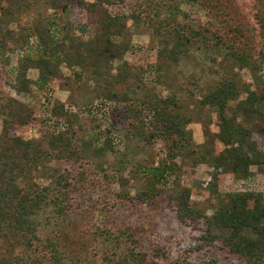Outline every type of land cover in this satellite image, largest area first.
Segmentation results:
<instances>
[{"label":"rangeland","instance_id":"rangeland-1","mask_svg":"<svg viewBox=\"0 0 264 264\" xmlns=\"http://www.w3.org/2000/svg\"><path fill=\"white\" fill-rule=\"evenodd\" d=\"M70 1L63 12L53 8L52 0H43L0 24L4 31H15L45 22L55 39H91L97 15L88 14L84 5H70ZM234 1L248 23L258 29L256 6L264 0ZM172 5L180 22L200 25L210 18L197 3L174 0ZM159 21L129 20L124 35L116 39L129 46L121 60L86 69L60 64V75L49 77L47 85L38 81L37 70L29 69L28 88L23 92L15 91L12 83L18 60L31 54L29 48L0 49V97H13L28 105L38 120L17 127L14 135L40 142L43 149L40 162L18 183L32 193L42 192L45 198L37 217L38 236L44 243L33 241L28 246L20 238L0 233V263L30 264L35 258L31 264H108L105 256L117 258L134 248L145 254V264H248L224 246L223 232L212 230L216 238L204 239L208 234L205 218L230 193L254 191L264 198V101L256 113L238 117L251 130L259 164L251 166L246 177L219 174L215 192L210 189L215 173L210 163L223 147L216 137L219 117L201 100L223 81L233 80L239 93L228 103L226 114H235L247 91L264 82V65L256 71L240 69L216 46L183 48L172 60L169 53L176 40L165 31L156 34ZM45 94L50 102L44 100ZM166 97H174L178 111L190 118L186 128L192 145L174 160L168 158L170 146L151 123L148 111L153 101ZM94 101L107 105V116L49 113L53 105L68 103L79 111ZM6 138L0 121L1 146L11 144ZM159 163L169 166L164 185L152 172ZM183 188L190 190L191 205L199 212L181 221L176 211ZM122 190L130 200L121 198ZM138 191L152 196L138 200ZM48 239L56 242L63 261H54L47 249Z\"/></svg>","mask_w":264,"mask_h":264},{"label":"trees","instance_id":"trees-1","mask_svg":"<svg viewBox=\"0 0 264 264\" xmlns=\"http://www.w3.org/2000/svg\"><path fill=\"white\" fill-rule=\"evenodd\" d=\"M41 1L43 0H0V23ZM68 1L70 0H52L53 8L65 12L69 5ZM173 1L96 0L84 3L82 0H71L70 5L75 4L78 7L84 5L88 14L97 15L93 36L86 41L68 39L66 36L55 39L45 22L15 31L8 29L4 31L0 24V49L15 52L29 48L28 52H31L18 60V69L12 83L13 89L17 92L27 90L29 69L37 70L38 81L47 85L49 77L55 78L60 75V64L66 65L67 68L86 69L121 60L129 46L116 39L124 35L129 20L136 23H153L154 20L160 19L156 34L165 31L176 40L169 53L172 60H176L183 48L207 50L216 46L224 49L228 59L240 69L256 71L263 68V2L256 6L255 19L259 26L256 29L237 9L234 0H185L187 3H197L207 11L210 18L205 24L200 25L178 21L176 13L171 10ZM113 5L116 8L113 9ZM167 12H171L169 17L166 15ZM33 47L35 50L30 49ZM238 88L233 80H225L201 100L202 105L214 108L219 117L216 137L223 147L212 157L210 163L215 169L210 189L215 192L219 174L246 177L250 167L259 164L260 153L256 144L251 142V130L242 126L238 117H248L258 111L259 104L264 101V82L256 84L254 90H248L246 99L237 103L235 114L228 116L227 105L237 98ZM111 97L119 100L116 94H112ZM44 100L50 102L47 94L44 95ZM178 110L174 97L157 99L148 109L151 123L170 146L168 158L172 160L178 155H183V152L192 145L191 132L186 128L190 124V118ZM50 112L53 116L67 113L63 105H53L49 109ZM0 121L4 135L9 137L6 139L11 142L8 146L0 145V233L10 238H20L18 240L28 246L33 245V241L36 244L44 243L37 231L40 225L37 217L43 208L44 194L32 193L18 183L32 165L40 162L42 144L33 139L23 140L14 135L17 127L32 125L38 120L28 105L7 96L0 97ZM261 131L264 133V128ZM166 167L169 166L159 163L152 169V172L162 180L163 185L168 181L167 177H164ZM120 181L123 183L124 180ZM180 193L177 198L176 216L182 221L196 215L199 210L191 205L189 189L183 188ZM120 195L122 199L130 200L125 191L122 190ZM150 195L152 196L148 191H138L136 198L146 200ZM227 197V201L221 202L212 215L205 218L208 234L204 239L209 241L216 238L211 233L212 230L223 232L224 246L228 251L244 259L248 264H264L263 196L254 191H239L230 193ZM47 249L51 251L56 263L64 260V258L61 260L57 244L52 239H48ZM104 258L108 264H145L146 259L142 251H136L134 248H128L124 255L117 258L110 256ZM31 261H35V258L28 262L31 264ZM184 264L190 263L185 261Z\"/></svg>","mask_w":264,"mask_h":264},{"label":"built area","instance_id":"built-area-1","mask_svg":"<svg viewBox=\"0 0 264 264\" xmlns=\"http://www.w3.org/2000/svg\"><path fill=\"white\" fill-rule=\"evenodd\" d=\"M64 107V111H66L68 114H74V115H81L84 117H88L89 115L92 114H97L99 116H107V105L105 103H100L99 101H94L91 105L85 107L82 110H77L74 105L68 104V103H62ZM107 107V108H106ZM106 112V114L104 113Z\"/></svg>","mask_w":264,"mask_h":264}]
</instances>
